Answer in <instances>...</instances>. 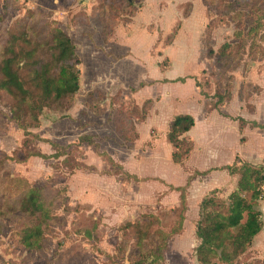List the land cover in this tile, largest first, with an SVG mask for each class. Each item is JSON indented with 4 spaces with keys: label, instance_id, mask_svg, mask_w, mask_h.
Returning a JSON list of instances; mask_svg holds the SVG:
<instances>
[{
    "label": "rangeland",
    "instance_id": "1",
    "mask_svg": "<svg viewBox=\"0 0 264 264\" xmlns=\"http://www.w3.org/2000/svg\"><path fill=\"white\" fill-rule=\"evenodd\" d=\"M133 1V6L128 7L123 0H0V39L5 30L15 28L30 13L39 14L42 20L54 22L70 37L80 61V89L70 107L44 110L38 126L28 121L31 126L25 131L20 129L11 120L7 96H0V264H152L162 247L159 238L179 219L180 192L168 189V184L156 181L158 178L154 181L147 178L148 183L141 189L142 186H134L136 182L108 164V159L116 163L110 154L122 158L139 138L133 144L123 142L115 122L117 111L124 115L135 106L140 115L146 102L151 101L149 114L157 100L152 98L153 89L141 94L137 100L126 96L150 84L146 81L139 83L138 79L132 78L138 73L131 70L129 80L117 79V82L122 80L130 85L127 91L121 89L112 96H105L98 90L86 94L88 87L97 82L95 86L102 88L116 76L123 75L122 69L127 65L113 66L100 50L114 38L116 31L127 34L128 26L143 6L146 10L141 19L150 21L143 27L146 26L149 32L156 31L158 37L162 36L161 28L165 36L159 39L165 45L178 22L195 31L200 30L196 37L195 31L190 35L186 32L182 37L183 40L193 41L185 65L181 62L184 55L169 50V55L176 62L172 76H193L211 105L218 95L228 103L232 92L238 91L246 110L251 111L250 103L260 95L264 85V78L261 77L264 71V42L258 41V37L264 30L259 31L255 41H252L253 35L247 34L259 23L258 20L264 27V0H195L194 10L191 0ZM192 10V17L183 20V13L188 17ZM36 28L40 29L41 25ZM131 29L139 52H144L148 43L139 22L132 24ZM111 49L120 54L118 49ZM152 54H156L155 50ZM162 64L167 67L168 61L164 60ZM252 76L254 78L251 79ZM189 96H194L192 87L179 83L171 85L170 97L157 106V116L152 114L148 122L140 126L142 136L153 126L160 128L162 119L169 112L178 110L182 99ZM175 103L177 105L173 107ZM263 104L264 99H258V106ZM129 119L134 120L136 125L141 122L133 116ZM102 121H106L103 130L100 128ZM88 128L90 132H82ZM151 132L157 136L155 129ZM80 135L91 137L94 145H79L77 139ZM227 137L230 145L227 149L232 151L236 141L234 128L228 130ZM258 139L251 145H261L264 139ZM51 143L65 151L57 152ZM165 143L170 148L169 143ZM157 150V165H143L146 174L163 176L169 184L184 187L187 181L181 179V170L170 159L166 160L163 146L159 145ZM37 153L47 159L29 156ZM57 153L65 156L53 158ZM23 158L28 160L20 163ZM105 171L111 175H104ZM184 171L191 180L203 181L199 173L188 169ZM237 181L238 177L228 187L216 190L218 197L226 200L236 189ZM26 187L40 190L52 218L43 228L38 248L31 250L23 246L22 240L34 223L17 212ZM82 187L86 188L81 191ZM192 189L190 191L189 188L187 197L191 206L199 199L196 188ZM261 190L260 210L264 207V186ZM194 209L190 208L192 221L183 240H179L178 235L165 242L166 246L161 248L162 259L156 264H197L194 253L200 242L195 234L193 217H199V208L196 213ZM187 211L186 206L184 214ZM132 224L134 227L130 226ZM90 229L93 238L92 234L86 238L83 233ZM138 237L143 240L139 246L136 244ZM258 256L249 251L241 263L261 264L264 253Z\"/></svg>",
    "mask_w": 264,
    "mask_h": 264
},
{
    "label": "trees",
    "instance_id": "2",
    "mask_svg": "<svg viewBox=\"0 0 264 264\" xmlns=\"http://www.w3.org/2000/svg\"><path fill=\"white\" fill-rule=\"evenodd\" d=\"M123 1L128 7L133 6V0ZM245 4L250 5V3ZM251 9L253 11V8ZM258 22L247 34V36H254L252 41L256 40L261 29L264 30L262 21L258 20ZM39 24L41 28L37 29ZM180 25L181 23L178 22L173 27L170 36L166 39L167 44L175 39ZM258 41L264 42V31L258 37ZM79 66L80 61L76 54V48L70 37L57 28L54 22L42 20L39 14L30 13L21 19L15 28L5 30L0 39V96L6 95L10 102L11 120L25 131L31 126L30 123H27L28 121L31 124L34 123L33 126L39 125V117L44 110L65 109L71 105L80 89ZM183 81V79H178L175 82L182 83ZM197 82L195 84L199 89ZM205 94L200 90V95L206 99ZM212 96L216 97L217 95L212 94ZM215 99L213 105L209 104L208 113L226 104L223 97L219 95ZM150 105L151 101H147L140 115H138V108L135 106L128 112L129 115L128 113L121 115L120 110L117 111L115 122L124 143L133 144L138 138L136 123L129 118L133 116L136 121L144 122ZM237 121L240 127L246 125L242 119H237ZM194 126L195 120L189 115L177 116L170 123L166 138L172 147L171 161L174 165L182 166L192 152L193 142L186 134ZM250 126L254 129H264V126L256 123H252ZM77 142L79 145H94L92 138L88 136L79 137ZM52 147L57 152L65 151L53 144ZM29 156L47 159L41 153ZM59 156L63 157L65 154L57 153L53 158L58 159ZM100 157L105 158L106 155H100ZM28 158H23L20 163L25 162ZM108 164L109 167L123 172L124 176L133 182L143 181L128 174L121 165L113 163L110 159H108ZM87 169L89 170L90 167ZM224 170L230 176L238 177L237 186L226 200L220 199L216 190L209 192L201 200L198 207L199 217L195 224V234L200 242V246L194 253L197 264H243L241 263L242 258L250 251L255 239L263 229L264 207L260 210L258 202L262 198L264 167L236 161L232 166L225 167ZM103 174L111 175L106 171ZM190 182L191 178L189 177L184 187L170 188L180 192L181 214L179 219L173 223V227L168 230L162 228L164 233L159 238L162 241V247L166 246L165 242L182 233L187 189ZM26 189L25 195L20 199L17 212L19 211L34 223L29 230L27 229L22 240L23 246L31 250L38 248L42 240L43 228L48 225L49 220L52 221V218L46 203L42 200L40 190L29 187ZM133 225L130 226L134 227ZM83 234L86 238L91 237V229ZM141 241L143 242L138 237L136 244L139 246ZM162 247L158 250V255L153 258L152 264H156L157 260L162 259Z\"/></svg>",
    "mask_w": 264,
    "mask_h": 264
},
{
    "label": "crops",
    "instance_id": "3",
    "mask_svg": "<svg viewBox=\"0 0 264 264\" xmlns=\"http://www.w3.org/2000/svg\"><path fill=\"white\" fill-rule=\"evenodd\" d=\"M194 2L195 0H191L193 10ZM145 10L146 6L139 9V13L134 16L127 28V34L121 33V31H116V33H114V38L107 41L106 44L101 47V54H103L105 58L109 59L113 66H118L119 64L127 65V68H124V70L122 69L123 75L116 76V78H113L112 82L108 86L102 88L95 86L98 85L97 82L92 87H88L89 89L86 91V94H89L94 90H98L105 96H112L121 89L127 91L130 88V85L126 84V82H123L122 80L117 82V79L120 77L122 79L129 80L131 70H135L136 73H138L132 78L138 79L139 83L146 81V83L150 85L140 89L137 93L127 95L126 98L130 97L131 99L137 100L138 97L147 92V90L153 89L155 91L152 98H155L158 101L156 100L155 104L152 106L146 120L136 125L139 137L137 142L122 158L120 156H116L115 154H110L114 162L120 164L123 170H125L128 174L135 176L139 180H143L140 183H134V186H142L141 189L145 188L148 180L154 181L156 178H158V180H156L157 182L162 181L165 184H168V189L177 188V186H173L166 182L163 176L153 177L154 175L146 174L145 168L143 169V165H149L150 167H155L157 165V149L159 145L163 146L165 149L166 160H171L172 147L170 146V148H168L165 143L167 142L166 135L168 133L170 123L175 117L180 115H189L194 118L195 126L186 134V136L193 142V150L182 166L175 165V167L181 170V179L185 178L186 181L189 178V174H187L184 169H188L189 171L199 174H207L201 176L200 180H203L202 182L193 181L192 179L187 189L186 206L188 211L185 214L182 233L177 237L179 240H183L186 235L187 226L191 225L192 221L190 217L192 214L190 213V208H195L194 212L196 213V211H198V204L200 203V200L209 192L228 187L232 182H235L236 176H230L229 173L224 170L225 167L232 166L236 161L248 163L253 166H264V141H262L261 145H251V143H254V140L259 141L258 138L264 139V130L258 128L254 129L250 126L252 123L264 126V104L262 106H258V99H264V85L261 86L260 95L256 96V98L250 103L252 106L251 111L246 110L247 108L244 105V100L240 98L238 91H233L231 99L228 103L219 107L217 110H213L208 113L207 108L210 100L205 99L200 95V90L195 84L197 80H195L193 76L189 75H171L176 66V62L169 55V50L172 49L184 55L181 62H184L185 65L188 62L189 54L191 52L190 46L193 44V41L183 40L182 37H185L186 32H189V35L194 34V28H188L184 26V24L182 25L181 22L175 39L170 44L165 45L162 39H159L160 37L162 38L165 36V33L161 30V28L160 32L162 36L158 37L159 35L156 31L149 32L146 26L143 27V25H145L144 23L150 22L148 20H144L145 18L141 19V16H144L143 14L145 13ZM193 10L188 17H186V14L183 13V20L192 17L191 15L193 14ZM135 22H139L140 29L144 31L143 36L147 38L148 44L144 52H139L140 49L137 44L136 36H134L135 34L131 29L132 24ZM199 31L200 30L198 29L195 31V37ZM198 42L201 41L198 40ZM200 46L201 45H199V50ZM112 47L118 49L120 54H116V52L111 49ZM154 50L156 52L155 55L152 54ZM164 60L168 61L167 67H162V62ZM178 61L179 60H177V62ZM261 77L264 78V71L261 73ZM252 78L254 77L252 76L251 79ZM178 79L184 80L179 84L193 88L194 96L183 98L180 102L181 106L178 107V110L169 112V114L162 119L160 128L153 126L146 130L145 135L142 136L140 126L145 125L152 117V114L157 116V106L163 102V99L170 97V86L178 84L175 82ZM178 100L179 99H177V101ZM137 104L140 105L138 102ZM176 105L177 103L173 104V107ZM237 119H242L246 125L240 127ZM105 122L106 121L100 122V128L102 130L106 127ZM228 127L231 129H228ZM233 128L236 141L232 151H229L230 145L228 143L227 134L228 130H232ZM154 129L156 130L157 136H153V133L151 132ZM82 132L86 134L90 132V130L88 128ZM102 134L107 135L108 133ZM143 149H145V151H143ZM144 179L146 180L144 181ZM193 182L197 183L194 184ZM106 183H110V181L106 180ZM197 184L199 185L197 186ZM193 186L196 188V196L199 199L197 203H194L193 206H191L192 203L187 201L189 199H187V197L189 188L190 191H193ZM84 188L86 187H82L81 191L84 190ZM95 192L96 191L94 190V193ZM98 193L101 194V191L99 190ZM193 219V225H195L198 217L194 215ZM262 221L263 229L255 239L254 244L250 249V251L253 252V255L256 253L260 256L264 253V217Z\"/></svg>",
    "mask_w": 264,
    "mask_h": 264
}]
</instances>
